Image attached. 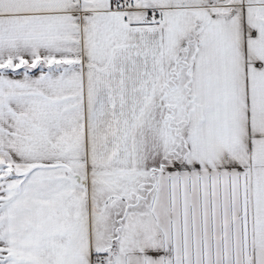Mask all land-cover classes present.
I'll return each instance as SVG.
<instances>
[{"label": "snow or ice", "instance_id": "1", "mask_svg": "<svg viewBox=\"0 0 264 264\" xmlns=\"http://www.w3.org/2000/svg\"><path fill=\"white\" fill-rule=\"evenodd\" d=\"M0 264H264V0H0Z\"/></svg>", "mask_w": 264, "mask_h": 264}]
</instances>
